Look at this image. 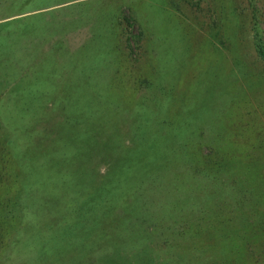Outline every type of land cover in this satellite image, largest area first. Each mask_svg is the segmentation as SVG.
<instances>
[{"label":"rangeland","instance_id":"374dc122","mask_svg":"<svg viewBox=\"0 0 264 264\" xmlns=\"http://www.w3.org/2000/svg\"><path fill=\"white\" fill-rule=\"evenodd\" d=\"M0 88V264H264V0H0Z\"/></svg>","mask_w":264,"mask_h":264},{"label":"trees","instance_id":"16d2710c","mask_svg":"<svg viewBox=\"0 0 264 264\" xmlns=\"http://www.w3.org/2000/svg\"><path fill=\"white\" fill-rule=\"evenodd\" d=\"M1 73H3V72H1ZM1 89L2 88H0V92H1ZM12 91L13 90H10V92H12ZM4 98H5V96L3 95L1 97V101ZM4 125H8V124L6 122H2L0 120V129H2V127ZM113 126H116V128L119 130V127L117 126L116 123H113ZM6 127H8V126H6ZM8 129L9 130H7V132H10L13 135L14 129L10 128V127ZM10 137L11 136H7L6 138L5 137L3 138V133L0 136V181L1 182L8 180L10 177H14L16 172H18V170H19V172L21 171L20 173L24 174V173H26L25 172L26 169H27V171L30 168H31V170L37 169L39 166H41L43 164H46V163L50 164L51 160L53 162V161H55V158L59 157V155H55V148L57 146L52 148L51 145H50L49 148H48L47 146L43 145V147H42V142L37 143L36 145H34L35 138H33V137H35V136L29 135V137H27V136L22 135L21 137L23 139H25V141H23V142H21L22 138L19 139L20 138L19 136L13 135V137H14L13 139H11ZM102 153L105 154V155H109L110 157H112V154H113L112 152L111 153H107V152H104V151ZM11 157H16L14 159V161L17 162L20 166H19L18 169L16 168L12 173H9V172H7L4 169L7 167L8 162L13 160ZM22 158L25 159V163L24 164H22L21 161H20ZM41 167H43V166H41ZM111 171H112V169L109 168L108 175L107 176H101L103 178H101L100 180H103L104 178H106V179L111 178V174H112ZM61 176H63V177H61V180L62 179H66L64 177L65 175L61 174ZM135 177H133V178H135ZM11 179H13V178H11ZM29 179H30L31 184H30V182H28ZM31 180L32 179L29 178V177L20 178V175H18V182H20V184H19V186L17 188H18V191H19V189H21L20 190V192L22 194L21 197L23 196V198L20 199V202L22 204L21 206H22V209H23L22 218L25 219V220L28 219V217H27L28 208H27V204H26V199H28L30 197V193H32V191L35 190V187L32 184L33 182ZM132 181H140V180L134 179ZM112 182L111 183L109 182L108 184L102 183V185H104L106 187L105 189H107V194L104 193V195H103L104 197L103 198L101 197L103 199V202H105V204H107V202L109 200H112V197H113V195L110 193L111 188H113ZM86 183L90 184L91 181H88L86 179V180H84V185ZM115 183H117L116 179H115ZM109 185H111L112 187H108ZM9 188L10 187L8 186V188L5 189V193L3 194V197L5 198V200L6 199L9 200V197L11 198V200H13L14 197H15V193L14 192H10ZM108 189H110V190H108ZM13 190L16 191V188L13 189ZM25 191H30V192L27 193L26 195H24ZM120 193L121 192H119L118 194H120ZM107 196H109V197H107ZM119 197H121V196H119ZM120 201H121V199L118 198L116 200V202H115V205H117L118 202H120ZM122 203H123V205L126 204L125 199L122 200ZM77 204L79 205V200H77ZM73 206H74V203H73ZM4 208H5V206H4ZM114 208H117V206H114ZM79 209H80L79 213H81L83 211L82 207L80 206ZM0 221L3 222L2 225H3L5 230L1 226H0V229L2 228L3 231H4V235L6 237H8L10 232H9V230H6V228H9L7 216L5 214L1 215L0 216ZM10 239H12V238H10ZM258 247H260V246H258ZM245 249H247V248L245 247ZM247 250H249V252H253L255 249L254 248H250V249H247ZM257 251H259V250H257ZM255 253H256V251L253 254H255ZM261 259L264 260V253H262Z\"/></svg>","mask_w":264,"mask_h":264}]
</instances>
